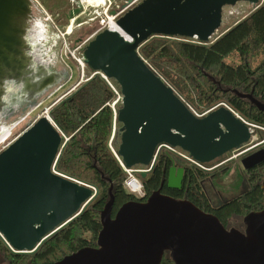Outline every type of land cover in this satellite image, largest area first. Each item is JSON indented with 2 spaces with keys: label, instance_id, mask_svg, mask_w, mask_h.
Segmentation results:
<instances>
[{
  "label": "water",
  "instance_id": "obj_1",
  "mask_svg": "<svg viewBox=\"0 0 264 264\" xmlns=\"http://www.w3.org/2000/svg\"><path fill=\"white\" fill-rule=\"evenodd\" d=\"M9 1L0 0V21ZM133 1L126 0L121 12H108L131 42L104 28L84 51V63L93 73L114 80L120 89L116 116L122 135L116 156L127 168L151 167L159 147H178L204 164L247 144L252 124L225 103L196 115L138 53L157 36L210 42L222 7L239 0H141L127 8ZM232 92L264 113V102L252 91ZM63 137L45 112L0 151V236L13 252H34L96 194L91 185L55 170ZM262 161L264 148L243 157L241 165L247 170ZM147 172L139 174L145 177ZM182 176L183 168L172 165L166 186L180 189ZM160 188L145 201L121 204L111 216L110 185L96 246L45 264H159L164 253L174 264H264V202L261 210L242 217V229L226 228L215 215ZM261 188L264 196V175Z\"/></svg>",
  "mask_w": 264,
  "mask_h": 264
},
{
  "label": "trees",
  "instance_id": "obj_2",
  "mask_svg": "<svg viewBox=\"0 0 264 264\" xmlns=\"http://www.w3.org/2000/svg\"><path fill=\"white\" fill-rule=\"evenodd\" d=\"M138 53L195 111L201 113L225 103L247 122L264 128V113L232 92L233 89L252 91L254 97L264 102V0L208 43L157 36L143 43ZM116 86L114 80L95 73L49 110L51 120L64 135L55 170L94 186L96 194L77 217L49 236L34 252H13L0 236L2 261L45 264L80 248L96 246L101 229L99 214L109 199L110 185L114 197L111 216L127 201H145L152 191L160 188L162 180L161 193L186 198L202 211L215 215L226 228L231 218H242L262 209L264 161L244 170L246 189L214 205L202 187L208 172L164 146L157 150L146 176L136 174L142 184V195L130 193L124 187L126 173L116 151L109 146L113 124L119 123L118 108L114 112L111 107L117 96ZM172 165L183 168L180 189L166 186V173ZM159 264L174 262L164 253Z\"/></svg>",
  "mask_w": 264,
  "mask_h": 264
},
{
  "label": "rangeland",
  "instance_id": "obj_3",
  "mask_svg": "<svg viewBox=\"0 0 264 264\" xmlns=\"http://www.w3.org/2000/svg\"><path fill=\"white\" fill-rule=\"evenodd\" d=\"M125 1L126 0H78L77 11L73 12H57L55 11V7H52L50 10L46 9L47 15L52 21L50 19L46 21V15L42 11L34 12V17H39L48 24L52 40L50 43L46 42V53H50L51 58L55 61L52 65L51 72L59 69L58 71L61 73L60 81L63 84L56 92L45 98L40 106L32 110L24 121L14 127L13 132L16 135H20L27 127L33 124L37 118L45 112H49L53 106L71 94L94 74L84 63L86 45L98 32L107 27L109 18H111L108 12L110 10L117 11ZM140 1L141 0H137L136 3ZM260 1L262 2L263 0H258L257 2L259 3ZM256 3L252 0H239L233 4L224 5L221 9L222 22L209 40L214 39L222 30L242 19L250 12L251 8H253ZM55 4L57 3L55 2ZM113 20L115 21V19ZM54 88L55 85H52L45 94H48ZM115 91L117 96L113 101L114 110L121 105L119 86L115 87ZM211 108L201 113H205ZM191 109L195 114H201L193 108ZM21 110V115H24L27 111V109ZM8 122L7 120H0V133L13 125ZM252 125L250 140L247 144L233 149L208 163L201 164V167L208 172V177L202 181V187L210 202L214 205L230 199L241 193L247 187L244 179V169L241 165V152L256 144L264 143V128L254 124ZM121 135V124L115 122L109 140V146L112 151H117ZM172 149L179 155L188 156L186 153L180 152L177 147ZM134 167L143 168V166ZM228 226L241 228L242 218H231ZM2 260L0 256V264H7Z\"/></svg>",
  "mask_w": 264,
  "mask_h": 264
},
{
  "label": "flooded vegetation",
  "instance_id": "obj_4",
  "mask_svg": "<svg viewBox=\"0 0 264 264\" xmlns=\"http://www.w3.org/2000/svg\"><path fill=\"white\" fill-rule=\"evenodd\" d=\"M77 3L78 0H11L3 8V15L0 21V78L15 76L24 79L29 99L22 103L18 109H7L0 112V120H7L10 124H19L30 115L32 110L40 106L45 98L61 88L63 83L60 81L61 73L58 71L59 69L51 72L40 68L36 74H30L27 71L26 65L29 61L23 54L25 44L21 39V35L26 21L34 17V12L42 11L46 15L45 20L47 21L49 19L51 20V18L47 15L46 9L50 10L52 7H55V11L57 12H73L77 11ZM33 75H39L41 77L39 82H33ZM52 85H55V88L48 94H45ZM21 109H27L24 115H21ZM15 135L13 132L12 137ZM262 148H264V143L251 146L241 152L240 157L242 159ZM175 167L179 168L180 166ZM167 174L168 171L166 177ZM242 228L243 224L239 229Z\"/></svg>",
  "mask_w": 264,
  "mask_h": 264
},
{
  "label": "clouds",
  "instance_id": "obj_5",
  "mask_svg": "<svg viewBox=\"0 0 264 264\" xmlns=\"http://www.w3.org/2000/svg\"><path fill=\"white\" fill-rule=\"evenodd\" d=\"M21 39L25 44L23 54L29 61L26 65L27 71L30 74L38 73L40 68L51 71L55 61L50 53H46V42L50 43L52 40L47 22L39 17L29 18ZM32 79L34 83H37L41 77L33 75ZM28 99L29 94L24 79L15 76L0 78V112L7 109H18Z\"/></svg>",
  "mask_w": 264,
  "mask_h": 264
},
{
  "label": "built area",
  "instance_id": "obj_6",
  "mask_svg": "<svg viewBox=\"0 0 264 264\" xmlns=\"http://www.w3.org/2000/svg\"><path fill=\"white\" fill-rule=\"evenodd\" d=\"M136 1L137 0H134L133 1L134 3H132V5H129L127 8L133 6L136 3ZM122 10L123 9H121V7H120L117 11L121 12ZM113 104L114 103L112 102V106L111 107H112L113 111L115 112ZM205 113H201L198 116H201V115H203ZM14 127H15V124H13V125L9 126L8 128L4 129L3 132L0 133V145H1L0 151L3 150L5 147H7L14 139H16L19 136V135H16V136L12 137V133H13ZM180 156L182 158L190 160L194 164H196V165L201 167V164L195 163L189 156H187V157H185L183 155H180ZM117 159L119 160V163H120L121 167L123 168V170L126 173V177L124 179V187L130 193H132L133 195L141 196L142 195V184H141V181L138 179L136 174L139 173V171H141V170L149 171L150 167H144L143 166V168H136V167L127 168V167L124 166V164L122 163L120 158L117 157ZM92 188H93V190H96L94 186H92Z\"/></svg>",
  "mask_w": 264,
  "mask_h": 264
},
{
  "label": "bare ground",
  "instance_id": "obj_7",
  "mask_svg": "<svg viewBox=\"0 0 264 264\" xmlns=\"http://www.w3.org/2000/svg\"><path fill=\"white\" fill-rule=\"evenodd\" d=\"M103 1V0H101ZM113 34L118 36L119 38L131 42V35L123 28L119 27L118 25L115 24V21L111 18H109V21L107 23V27ZM71 29V28H70ZM17 124H15L16 126Z\"/></svg>",
  "mask_w": 264,
  "mask_h": 264
},
{
  "label": "crops",
  "instance_id": "obj_8",
  "mask_svg": "<svg viewBox=\"0 0 264 264\" xmlns=\"http://www.w3.org/2000/svg\"><path fill=\"white\" fill-rule=\"evenodd\" d=\"M260 2H261V1H260ZM260 2H259V3L257 2L256 5H254V7L251 8L250 12H251L253 9H255V8L257 7V5L260 4ZM221 22H222V21H221ZM232 25H233V24H232ZM232 25H231V26H232ZM229 27H230V26H229ZM229 27H228V28H229ZM228 28L222 30V31L220 32V34L223 33L225 30H227ZM220 34H219V35H220ZM219 35H218V36H219Z\"/></svg>",
  "mask_w": 264,
  "mask_h": 264
}]
</instances>
